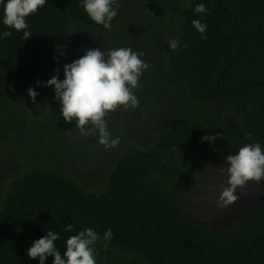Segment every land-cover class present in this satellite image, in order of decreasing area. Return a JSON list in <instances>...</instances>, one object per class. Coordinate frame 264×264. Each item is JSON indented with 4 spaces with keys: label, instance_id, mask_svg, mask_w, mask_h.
<instances>
[{
    "label": "trees",
    "instance_id": "trees-1",
    "mask_svg": "<svg viewBox=\"0 0 264 264\" xmlns=\"http://www.w3.org/2000/svg\"><path fill=\"white\" fill-rule=\"evenodd\" d=\"M189 1L182 11L179 49L174 52L169 40L164 43L172 77L187 87V100L197 108L216 104L231 110L240 122L198 119L184 110L164 127L152 148L120 157L100 194L40 168L25 174L12 183L0 209V264H39L27 249L49 230L59 233L54 243L63 256L67 238L87 227L121 255L138 256L145 264H264L262 205L247 212L246 221L219 232L193 220L171 192L192 183L187 161L175 153L206 154L213 142L202 141L205 135L220 133L216 140L259 143L264 149V0ZM145 2L157 16L166 14L163 0ZM4 3L0 2V104L19 87L34 83L50 57L48 37L72 40L69 19L87 26L95 23L82 0H46L26 18L32 37L24 41L22 32L3 24ZM200 3L210 11L197 14L194 9ZM193 20L207 24L205 39ZM4 31L12 35L3 37ZM68 223L74 225L72 232L64 231ZM107 229L112 237L106 242ZM52 261L49 256L44 264Z\"/></svg>",
    "mask_w": 264,
    "mask_h": 264
},
{
    "label": "rangeland",
    "instance_id": "rangeland-1",
    "mask_svg": "<svg viewBox=\"0 0 264 264\" xmlns=\"http://www.w3.org/2000/svg\"><path fill=\"white\" fill-rule=\"evenodd\" d=\"M189 2L163 0L167 11L159 17L147 7L145 0H117L120 7L111 21V29L69 19L71 41L47 38L50 57L34 83L19 87L7 103L0 104V209L12 183L36 168L72 179L90 192H104L109 173L119 158L132 151L152 148L164 127L184 110L198 119L215 117L228 123L240 122L231 110L216 104L197 108L187 100V87L172 77L164 43L177 40L181 35L182 11L189 7ZM61 45L66 47L54 51ZM119 47L142 52L140 58L149 67L144 70L139 88L135 90L139 106L121 108L105 117L111 138L118 137L119 144L115 148H104L91 126L82 134L75 121L66 123L55 99L54 86L43 87L37 81L46 82L53 75L62 80L63 66L84 55L87 49L103 51ZM61 51L66 55H61ZM29 88L39 93L35 104L28 95ZM244 145L238 141L216 140L203 155L190 150L175 153L187 161L192 183L171 188V192L182 201L191 218L207 228L227 232L239 221H246L247 212L260 205L264 208V195H260L264 191V181L260 184L250 181L238 188L239 198L228 207L218 203L220 192L226 186V174L221 171L228 167L225 157L235 154ZM94 248L96 264H145L140 257L121 255L102 241L96 242Z\"/></svg>",
    "mask_w": 264,
    "mask_h": 264
},
{
    "label": "clouds",
    "instance_id": "clouds-1",
    "mask_svg": "<svg viewBox=\"0 0 264 264\" xmlns=\"http://www.w3.org/2000/svg\"><path fill=\"white\" fill-rule=\"evenodd\" d=\"M2 2V0H0ZM46 3V0H6L3 7V24L6 28H13L23 33L26 41L32 37L27 31L29 24L27 17L37 13ZM82 7L87 15L96 24L105 29H111V21L116 17L120 5L117 0H82ZM194 11L197 14L208 13L210 10L205 4L196 5ZM193 27L201 33V39L206 31L207 24L201 20H193ZM3 37H10L12 32L4 31ZM172 51H177L180 42L173 39L168 42ZM65 45L57 46L54 51L65 48ZM183 47H187L184 45ZM61 55H66L61 51ZM142 52L134 51L131 47L87 49L81 57L66 63L64 78L53 75L46 82L37 81L43 87L54 86L55 99L59 102V111L66 123L72 124L84 134L89 126L98 134V143L104 148H115L119 144V138H111L105 117L118 109L127 110L139 106V99L135 90L139 88V81L149 65L140 57ZM54 60H58L54 56ZM58 73L59 69H53ZM29 97L35 104L39 93L32 88L27 89ZM216 135H205L202 141L215 142ZM251 138V134H249ZM228 167L221 169L226 174V186L223 187L218 197V203L223 207L236 202L239 198L236 194L238 188L245 187L252 181L260 184L264 181V149L259 143L245 144L235 154L226 155ZM264 195V191L260 193ZM74 225L68 223L64 231L72 232ZM112 237L111 229L104 233L103 240L109 241ZM59 233L49 230L46 235L33 241L27 249V255L36 259L39 264L53 257L52 264H96V250L94 245L101 237L91 227L71 235L66 240V251L61 255L57 250L55 241L59 239Z\"/></svg>",
    "mask_w": 264,
    "mask_h": 264
}]
</instances>
